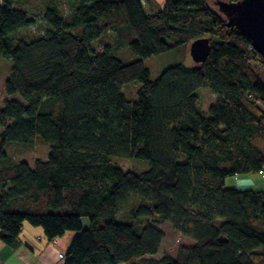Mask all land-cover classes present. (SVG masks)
I'll return each mask as SVG.
<instances>
[{"label":"trees","instance_id":"trees-1","mask_svg":"<svg viewBox=\"0 0 264 264\" xmlns=\"http://www.w3.org/2000/svg\"><path fill=\"white\" fill-rule=\"evenodd\" d=\"M163 3L151 12L143 0H0V58L13 62L0 108L6 245L21 244L27 222L51 242L76 233L64 264H264V190L227 186L264 178V57L209 0ZM202 37L204 63L152 78L145 59ZM123 48L135 59L118 56ZM134 84L136 98L124 91ZM201 88L218 97L208 114ZM37 144L49 155L34 167L7 152ZM112 158L150 167L124 171ZM133 196L131 220L118 221ZM162 221L194 245L155 258Z\"/></svg>","mask_w":264,"mask_h":264},{"label":"rangeland","instance_id":"rangeland-1","mask_svg":"<svg viewBox=\"0 0 264 264\" xmlns=\"http://www.w3.org/2000/svg\"><path fill=\"white\" fill-rule=\"evenodd\" d=\"M215 1L216 0H209V3L214 9L217 8ZM143 2L148 11L151 12L161 10L164 4L163 0H143ZM63 11L64 13H68L70 12V9L64 7ZM112 38L113 35L109 33L105 35L102 39H100L97 44L100 45L104 42L110 41ZM190 46L191 44L182 46L178 49L172 50L164 54L155 55L145 59L144 64L147 68L150 69L152 78H157L164 69L172 65L182 64L188 68H194L198 66V63H196L191 56ZM117 55L120 56L124 61H130L132 59H135L134 55L127 48L118 50ZM251 65L255 68L258 73H262L263 66L260 61L255 60L251 63ZM12 66V60L0 58V108L3 107V104L6 100L5 83L11 74ZM140 86V84L130 85L125 87L124 91L127 96L136 98L138 88H140ZM198 98L200 108L206 114H208L210 106L218 100L217 95L207 88H201V90L198 92ZM7 152L15 156L17 160L25 161L29 163L32 167H34L36 159L41 158L46 160L48 158L49 147H47L46 145L37 144L32 150L18 152L17 149L12 146L7 148ZM112 162L124 171H134L138 174L143 173L150 167L149 162L146 160L112 158ZM227 186L236 187L240 189H264V178L259 179V177L251 178L248 176H238L233 179L228 178ZM136 205L138 206V199L136 198V196H133L129 200L128 204L122 209V211L116 215V219L118 221H130V210ZM84 223L87 224V227L90 225V222L87 218H84ZM153 224L164 233V239L161 245L160 252L158 255L155 256V258H160L167 253L178 257L181 249L190 248L194 245V242L192 240L184 237L181 233H179L169 221H162L160 223Z\"/></svg>","mask_w":264,"mask_h":264},{"label":"water","instance_id":"water-1","mask_svg":"<svg viewBox=\"0 0 264 264\" xmlns=\"http://www.w3.org/2000/svg\"><path fill=\"white\" fill-rule=\"evenodd\" d=\"M218 10L225 15L227 26L249 39L254 49L264 57V0H217ZM211 52L208 37L191 43L190 53L196 63H204ZM264 83V70H263ZM221 241H226L224 238Z\"/></svg>","mask_w":264,"mask_h":264},{"label":"crops","instance_id":"crops-1","mask_svg":"<svg viewBox=\"0 0 264 264\" xmlns=\"http://www.w3.org/2000/svg\"><path fill=\"white\" fill-rule=\"evenodd\" d=\"M75 236L76 233L68 232L51 242L43 228L26 222L18 247L12 248L0 240V264H64L60 254L67 253Z\"/></svg>","mask_w":264,"mask_h":264},{"label":"built area","instance_id":"built-area-1","mask_svg":"<svg viewBox=\"0 0 264 264\" xmlns=\"http://www.w3.org/2000/svg\"><path fill=\"white\" fill-rule=\"evenodd\" d=\"M60 257H61V258H63V257H64V254H63V253H61V254H60Z\"/></svg>","mask_w":264,"mask_h":264}]
</instances>
